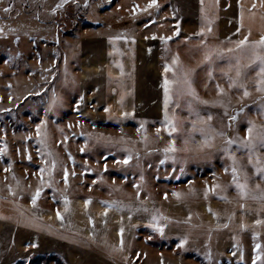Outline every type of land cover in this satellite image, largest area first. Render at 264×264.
Instances as JSON below:
<instances>
[{
	"label": "rangeland",
	"instance_id": "374dc122",
	"mask_svg": "<svg viewBox=\"0 0 264 264\" xmlns=\"http://www.w3.org/2000/svg\"><path fill=\"white\" fill-rule=\"evenodd\" d=\"M143 1L67 0L62 3V0H12L14 10L6 13L2 9L10 0H0V25L4 27V34H0V147L7 144L6 152L0 155V264H60L57 257L45 256L40 253V248L34 249L27 239V220L28 215L36 213L43 221L42 212L60 203L64 195L82 203L84 214H87L84 201L89 196L92 201L88 206L94 204L99 210L103 209L102 201L106 200L131 205V209L112 207L108 215L115 212L117 218L124 211L136 214L146 205L151 210H158L160 205L164 207L173 201L212 205L215 212L227 208L224 216L229 225L232 222L240 227L242 220L248 225L241 236L239 264H251L256 255L255 244L264 242L261 238L264 235H255L264 224L254 223L257 220L254 215L259 211L263 216L260 219H264V210L260 209L258 201L240 200L231 184V173L225 172V167H230L232 161L222 151L223 138L217 137L213 148L198 149L196 142L202 137L196 133L191 141L192 151L177 152L175 161L160 163L164 159V147L173 138L162 127L165 63H171L172 57L178 53L183 66L195 69L192 79L199 96L211 100L217 95L215 82L227 88L228 81L221 70H227L229 63L235 61L227 55L215 57L211 65L214 80H209L208 67L201 63L204 48L200 41L207 40L209 45L222 47L232 45L221 39H185L173 35L170 27H165L162 35H157L156 29H165L161 25L164 24L162 14L155 6L144 11L136 10L134 6L146 8ZM58 4L62 6L53 12L52 8ZM13 28L15 31L10 30ZM113 36L128 39L110 40L109 37ZM162 36L171 39L165 42L160 39ZM241 62L247 63L246 58ZM256 70L242 69L251 90L249 97L241 100V92L232 89L226 98V102L230 100L229 114L244 107V112L232 122L231 128L227 127L228 120L221 106L194 102L193 107L199 108L201 116L211 112L212 125L229 136L246 135L249 119L258 125L264 124V115L258 111L260 101L257 96L261 94L255 91L253 84ZM168 77L172 79L171 71ZM53 90L61 97V102L46 113ZM109 105L111 108L105 111ZM125 112L129 115L123 116ZM168 112L180 122L178 127L182 131L175 135V140L178 147H183L184 130L190 129L189 121L195 119L194 115H189L187 98L173 93ZM41 120L47 121V149L40 145L37 137L36 125ZM158 128L161 129L159 134ZM142 134L147 136L146 141L141 139ZM65 136L68 137L66 142ZM106 137L112 140L107 141ZM121 137L125 139L121 140ZM81 147L84 151H80ZM38 149L39 152L51 151L57 159V167L52 183L43 188L36 206H33L31 196L39 186V167L45 163ZM128 149L133 150L132 159L127 164L119 163L128 154ZM232 151L249 174L250 186L254 187L256 183L264 186V180L258 179L248 164L247 153L235 145ZM259 152L264 158V149ZM68 153L74 157L75 163L69 159ZM8 164L12 168L5 172ZM63 166L69 171L67 185L63 180ZM86 167L93 170L85 171ZM73 170L75 176L71 175ZM141 175L143 181H140ZM137 182L142 185L139 197L136 196ZM214 183L223 188L205 197L206 185ZM8 184L13 186L15 195L9 191ZM174 191L182 195L174 196ZM225 195L228 200L222 198ZM239 203H246L248 209H241ZM237 208L238 214L235 213ZM231 211L238 217L234 215L229 221ZM211 214L214 218L213 212ZM91 217L100 219L95 214ZM104 218H101L102 222ZM121 218L118 225L123 222ZM110 223L102 226L110 227ZM151 230L154 233V229ZM136 236L138 239L140 234L137 232ZM156 240L155 234L148 237L153 245L158 243ZM167 244L172 249L171 242ZM138 250L136 248L133 252L132 264H141ZM178 251L175 253L179 254ZM191 257L200 263L205 260L198 255Z\"/></svg>",
	"mask_w": 264,
	"mask_h": 264
},
{
	"label": "crops",
	"instance_id": "0c3cea01",
	"mask_svg": "<svg viewBox=\"0 0 264 264\" xmlns=\"http://www.w3.org/2000/svg\"><path fill=\"white\" fill-rule=\"evenodd\" d=\"M142 3L146 7L148 0H144ZM157 3L160 14H162V23L164 24L161 25L163 28L170 27L171 33H173L177 27L176 22L179 21L178 36L221 40H225V37L241 39L243 35L247 34L248 27L252 29L250 40L258 39L261 34L260 17L264 13V9L260 8L258 0L256 8L252 10L256 13L255 17H250L248 11L253 0H219L218 7L215 5V0H204L205 13L201 12L200 0H157ZM241 3L245 7V28L237 33ZM205 14L210 18L214 17L212 32L207 36L199 34L200 28L206 26L203 23ZM166 28L160 29V31L156 29L155 33L162 35ZM70 202L68 211L64 210L62 200L56 206L42 212L43 221L36 213L33 216L28 215L29 219L27 220V239L32 243L34 249L40 248V253L55 255L64 264H132L133 252L136 248L139 249L141 264H239L238 259L241 256L238 251L243 244L241 236L244 228L238 227L232 222L229 225L227 217L224 216V213H227V208H225L226 210L222 208L218 212L220 214L218 219L217 216L213 218L212 212L208 211L209 207L213 208L212 205L199 204L197 206L195 202L190 201L188 203L173 201L172 204L164 207L159 204L158 211L170 218L167 221H161L166 224L164 234L161 235L159 231L154 229L153 233L151 230L153 228L150 220L156 209L151 210L148 205L145 206L148 211L141 210L136 214H131L130 211H124L123 214L117 212L119 213L117 218L115 212L111 216L108 215L111 208L107 212L108 216L102 215L106 207L105 204H102V210H99L94 204L87 206L85 207L87 214H84L82 203L78 200H70ZM81 204L83 206H80ZM58 208L64 216L63 221L56 215ZM186 208L187 210H185ZM89 210L90 212H88ZM88 213L91 216L95 214L100 218L94 220V227L92 221L89 220ZM189 213H191L190 222ZM235 213L238 214V208ZM235 216L238 217V215ZM254 216L256 219H260V216L262 218V211ZM120 217L123 218L124 247L122 250L118 248L114 250L112 245H118L120 240L121 225H118ZM101 218H104L103 222ZM105 219L108 220V224L111 222L110 227L102 226ZM135 219H138L139 222H136ZM242 222L244 223L243 220ZM217 223L228 226L217 228ZM249 228L251 229V227ZM95 229H97L96 232ZM137 232L140 234L138 239ZM258 233L261 236L264 235V225ZM152 234L157 235L158 243L156 245L148 241V237ZM184 236L188 237L187 243L178 247L180 239ZM169 242H171L172 249L168 247L167 243ZM261 244L264 245V242ZM178 249L179 254H176L175 251ZM196 255L205 259L203 263L192 259L191 256Z\"/></svg>",
	"mask_w": 264,
	"mask_h": 264
},
{
	"label": "snow or ice",
	"instance_id": "6c2138e0",
	"mask_svg": "<svg viewBox=\"0 0 264 264\" xmlns=\"http://www.w3.org/2000/svg\"><path fill=\"white\" fill-rule=\"evenodd\" d=\"M67 0H62V3H66ZM258 3L260 5L261 9H264V0H258ZM201 4V12L205 13L204 9V0H200ZM215 5L218 7L219 0H215ZM61 4L56 5V7L52 8V11L55 12L57 8L61 7ZM159 7L157 0H148V3L146 5L145 9H140L139 6H134L136 10L138 11H144L147 8L151 7ZM257 6V0H253V3L250 7L249 16L255 17L256 13L252 11ZM14 10V4L12 0L2 9L3 12L11 13ZM19 15V12L16 13ZM175 15V13H173ZM214 17L210 18L207 14L203 17V23L206 26H202L199 30L200 35L207 36L212 32V23H213ZM261 34L259 35V38L256 40H250L249 36L251 35L252 29L251 27L247 28V34L243 35L241 39L237 40H231L230 37H225V41L231 44V47H222L221 45H209L207 40H201L200 46L204 48L203 53V59L201 61L202 64H205L206 67H208L207 77L209 80H214L213 76V69L211 65L213 64L214 58L218 56H229L230 60L234 59V63H229L227 70H221L222 74L226 76L228 81V86L225 88L224 85L220 84L218 81L215 82V88L217 95L214 99L207 100L202 99L199 94L197 93L196 88L193 84L192 79V73L195 71L193 68H188L182 65L179 54H175L172 57L171 63L166 62L164 66V78L162 82V86L164 89V105H165V114H164V121L162 122V127L164 130L168 132L170 136L173 138L168 141L167 145L163 149L164 153V159L160 161V163H164L167 160L175 161L177 159L176 153L177 152H189L192 151L191 148V141L194 138L196 133H199L202 137L201 140L196 142V147L198 149H204V148H213L215 147V140L217 137L223 138L222 140V151L224 152L225 156L229 157L232 161L231 166L225 167V172H230L232 179L231 184L235 186L238 196L240 200L245 201L248 199H252L254 201H258L260 205V209L264 210V186H262L260 183H256L254 187L250 186L249 184V174L245 170V167L240 161L238 160L236 154L232 151V147L235 145L238 148L244 150L247 153V161L248 164H250L253 169L254 173L256 174L258 179L264 180V158H262L261 153L259 152V149H264V124L258 125L255 123L254 120L249 119L247 121V129H246V135H239L237 133L234 136H229L227 132H225L222 129L215 128L211 121L213 120V115L211 112L208 113L207 116H201L200 110L197 107H193V103H198L200 105H219L224 109V115L227 117L228 125L227 127H232V122L236 121L238 119V116L241 112H244V107H239L235 109L233 114H229L228 108L230 100L226 102V98L230 96V90L235 89L239 92H241L240 99L243 100L245 97H249L251 95V90L249 89L247 83H246V75L242 72V69L246 68H255L257 69L255 72V79L253 81L255 91L260 93L261 95L257 96V100L260 101V104L258 106V111L261 115H264V13L261 14ZM238 27L236 28V32L240 33L241 29L245 28V7L241 3L239 5V16H238ZM177 27L175 31L173 32V35H178L180 32L179 28V21L176 22ZM11 31H15V29H10ZM0 34H4V27L0 25ZM153 37H155V33H153ZM19 37H17L18 39ZM110 40H119V39H128V37L124 36H113L109 37ZM162 41L167 42L171 39L169 36H162L160 37ZM185 39H188V37H185ZM224 43V42H221ZM247 60V63H242V59ZM122 68V66H121ZM171 71L172 73V79H169L168 73ZM234 72V75L232 74ZM123 74V72H122ZM54 75V74H53ZM205 87H207V84H205ZM43 91V89H41ZM173 93L177 97H186L187 98V105L189 109V115L195 116V119L190 120L191 128L184 130L185 131V138L183 140V147H178L175 140V135L182 131L180 127H178V124L180 123L176 116L174 114H169L168 112V104L169 101L173 97ZM11 99V97H9ZM61 102V97L53 90L52 96L49 98L48 101V108L45 109V112L47 113L51 108ZM111 108V105H109L107 108H105V111H109ZM123 116L129 115V113L125 112L122 113ZM46 120H41L40 123L36 125L37 130V137L39 138V143L42 147L47 149V145L45 143L46 137H47V130H46ZM69 127H71V124H69ZM141 130H143V123L141 124ZM157 134L160 133L161 129L158 128ZM81 135L89 136L91 137V133H81ZM102 136V134H100ZM100 136L97 138L99 139ZM68 139L67 136L64 137V142H66ZM107 141H111V137L104 138ZM121 140H124V137L120 138ZM141 139L147 140V136L142 134ZM87 143V141H85ZM7 150V144H4L3 147H0V155L4 154ZM80 151H84V148L81 147ZM149 151H152V149H149ZM39 152V149H38ZM132 149H128V154L123 157L122 160L119 161V163L127 164L132 159ZM41 158L45 160V163L39 167V186L36 187L35 192L31 196V203L33 206H36L37 200L40 197L41 192L43 191L44 187H47L49 184L52 183L53 179V172L57 167V159L53 155L51 151L46 152H39ZM136 155L138 156L139 153L137 152ZM69 159L73 160V163H75L74 157H72L71 153H68ZM46 157H50L51 159L48 160ZM31 155H28V159L31 160ZM107 167V165H105ZM12 168L11 164H8V166L4 169L5 172L10 171ZM93 169L86 167L85 171H92ZM184 169L181 168V173H183ZM45 173H47V179H45ZM63 180L65 185L68 184V176L69 171L67 166H63ZM13 179H16L15 173H12ZM71 175L75 176L76 173L73 170ZM7 179V177H5ZM144 177L141 175L140 181H143ZM17 185H19V180H16ZM95 183V181H93ZM9 191L12 193V195H15L16 192L13 189V186L11 184L7 185ZM137 191L136 196L139 197L140 191L142 188V185L140 182H137L135 185ZM223 186L214 183L212 185H206L204 190V195L207 197L209 193L216 192L217 189H222ZM174 196L180 197L182 194L180 192H173ZM217 195L219 193L217 192ZM165 198H167V193H165ZM225 200H228L229 197L226 195L222 197ZM64 202V210H69L70 200L68 199L67 195H64L62 197ZM92 201V197L89 196L85 201V207H87ZM103 204L106 205L104 208V211L102 215L105 217L107 216V212L110 208L116 207L118 209H122L124 207H129L131 209V205H124L120 201L116 200H106L102 201ZM239 207L243 210L248 209V205L246 203H239ZM144 211H148V209H144ZM209 211L213 212V215L217 216L219 219V213L213 211L211 207H209ZM57 217L63 221L64 216L61 213L60 209L58 208L56 210ZM235 215V213H231L228 216L229 221L232 219V217ZM169 217H166L163 215V213H160L158 210L154 212V214L151 216L150 224L153 229L156 231H159L161 235L164 234V230L166 227V224L161 221H167L169 220ZM191 219V213H189V222ZM89 220L92 221L93 227L95 225V221L91 216H89ZM123 218H121V221ZM105 219V223H106ZM255 224L261 225L264 224V219H257L254 221ZM227 224H220L217 223L216 227H227ZM241 228L248 227L247 224L241 222L239 225ZM120 231V240L118 245H112V248L120 249L122 250L124 247V227L121 223V227L119 229ZM94 235V233H93ZM210 235V234H209ZM256 236H259V233H255ZM187 236H184L180 239V243L178 245L182 246L187 243ZM256 249V255L255 258L252 261V264H257V261H259V264H264V245L261 243L255 244Z\"/></svg>",
	"mask_w": 264,
	"mask_h": 264
},
{
	"label": "trees",
	"instance_id": "16d2710c",
	"mask_svg": "<svg viewBox=\"0 0 264 264\" xmlns=\"http://www.w3.org/2000/svg\"><path fill=\"white\" fill-rule=\"evenodd\" d=\"M47 255H49V254H45V256H47ZM50 256L56 257L55 255H50ZM58 262H59L60 264H64V263L62 262V260L59 259V258H58Z\"/></svg>",
	"mask_w": 264,
	"mask_h": 264
}]
</instances>
